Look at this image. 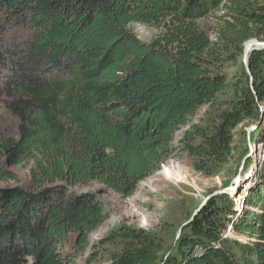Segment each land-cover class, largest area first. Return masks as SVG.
Segmentation results:
<instances>
[{"label": "trees", "instance_id": "1", "mask_svg": "<svg viewBox=\"0 0 264 264\" xmlns=\"http://www.w3.org/2000/svg\"><path fill=\"white\" fill-rule=\"evenodd\" d=\"M211 17L214 28L200 27ZM133 25L159 33L144 42ZM250 41L264 42V0H0V104L18 122V139L0 142V183L33 163L29 188L0 189V264L105 255L108 264H264V50L248 55V73ZM239 60L230 82L222 69ZM225 93L210 127L191 125ZM245 120L258 156L245 163L254 182L242 208L232 197L240 185L211 195L169 248L157 233L124 225L91 244L109 207L69 188L98 183L134 197L173 156L182 128L192 169L214 176Z\"/></svg>", "mask_w": 264, "mask_h": 264}, {"label": "rangeland", "instance_id": "2", "mask_svg": "<svg viewBox=\"0 0 264 264\" xmlns=\"http://www.w3.org/2000/svg\"><path fill=\"white\" fill-rule=\"evenodd\" d=\"M199 23L202 28L212 29L216 21L211 17ZM132 28L137 37L144 42L152 41L159 33L156 29L145 26L133 25ZM239 66L240 60L236 64L228 63L223 67L222 72L228 76L230 82L240 78ZM229 98L230 94L225 93L217 96L212 103L201 107L194 115L191 125L201 129L210 127L217 116L226 109ZM262 111L264 116V108ZM249 128L252 130L247 133ZM185 129L182 128L177 133L173 156L138 185L134 197L126 199L98 183L69 188L70 192L75 194H98L109 207L111 218L90 235L91 244H96L110 231L124 225L157 233L165 247L169 248L178 237L179 228L192 213H195L211 195L232 185L246 156L245 150L249 149V146L254 148V145L249 144L250 136L255 132L252 122L245 120L235 128L231 157L214 176H205L192 169L191 157L178 143ZM8 138L18 139V122L0 104V142ZM258 149L260 153L261 148ZM32 168L31 161L12 168L18 180L2 182L0 189L29 188ZM253 170L248 173L246 180H243L232 196L238 209L242 208V200L253 185ZM226 236L233 237L229 231L226 232ZM76 264H108V261L106 255L93 263H87L84 257H81Z\"/></svg>", "mask_w": 264, "mask_h": 264}, {"label": "water", "instance_id": "3", "mask_svg": "<svg viewBox=\"0 0 264 264\" xmlns=\"http://www.w3.org/2000/svg\"><path fill=\"white\" fill-rule=\"evenodd\" d=\"M254 50H264V42H258V41H250L248 42L246 45H245V50H244V55H243V65L246 69V71L249 73V66H248V55L250 53H252ZM252 130V128H249L247 133L250 132ZM254 153V150L251 146H249V153L247 154V156H245V158L243 159L242 161V164L241 166L239 167V170H238V173H237V176L235 178V180L233 181L232 185L225 188L224 190L222 191H219L213 195H216V194H233L237 189L238 187L240 186V184L243 182V180L245 179L244 176L242 175L243 174V170H244V167H245V163L246 161L253 155ZM209 198L206 199V201L208 200ZM205 203V202H204ZM204 204H202L198 210L194 213L192 219L197 215V213L202 209ZM191 219V220H192ZM190 223L189 222H186L185 224H183L179 230H178V237L182 231V229L187 226L188 224Z\"/></svg>", "mask_w": 264, "mask_h": 264}, {"label": "bare ground", "instance_id": "4", "mask_svg": "<svg viewBox=\"0 0 264 264\" xmlns=\"http://www.w3.org/2000/svg\"><path fill=\"white\" fill-rule=\"evenodd\" d=\"M229 231V230H228ZM226 233V232H225Z\"/></svg>", "mask_w": 264, "mask_h": 264}]
</instances>
